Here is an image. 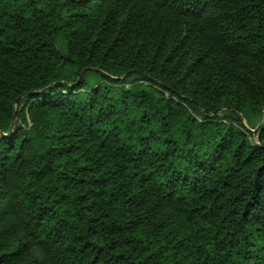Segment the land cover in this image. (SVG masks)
<instances>
[{
    "label": "trees",
    "instance_id": "trees-1",
    "mask_svg": "<svg viewBox=\"0 0 264 264\" xmlns=\"http://www.w3.org/2000/svg\"><path fill=\"white\" fill-rule=\"evenodd\" d=\"M0 264H264V0H0Z\"/></svg>",
    "mask_w": 264,
    "mask_h": 264
},
{
    "label": "rangeland",
    "instance_id": "rangeland-1",
    "mask_svg": "<svg viewBox=\"0 0 264 264\" xmlns=\"http://www.w3.org/2000/svg\"><path fill=\"white\" fill-rule=\"evenodd\" d=\"M263 118V117H262Z\"/></svg>",
    "mask_w": 264,
    "mask_h": 264
}]
</instances>
